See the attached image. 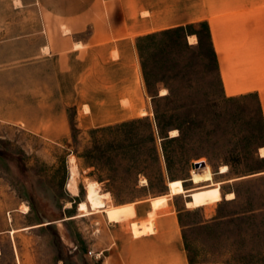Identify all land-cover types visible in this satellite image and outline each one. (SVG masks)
Here are the masks:
<instances>
[{"label":"rangeland","instance_id":"1","mask_svg":"<svg viewBox=\"0 0 264 264\" xmlns=\"http://www.w3.org/2000/svg\"><path fill=\"white\" fill-rule=\"evenodd\" d=\"M147 1L151 10L143 15L155 13L158 21L151 28H169L186 11L215 22L234 75L252 90L237 96L222 90L197 23L188 32L199 33L202 43L190 39L197 40L193 49L182 31L141 43L149 85L139 92L130 84L119 99L138 117L85 128L71 108L69 136L52 143L26 129L27 121H41L25 92L28 55L33 40H41L40 26L72 23L75 2L0 0V264H183L180 249L188 264H262L264 146L257 143L264 144L258 110L259 102L264 118V0ZM161 81L172 92L163 94ZM90 93L100 110L103 92ZM73 165L77 195L67 187ZM107 194L109 206H102ZM182 194L191 195L194 208ZM230 194L235 198L228 200ZM162 196L172 205L179 247L163 224L167 211L155 222L156 234L132 235L131 224L146 221L150 200ZM83 202L91 215L80 218ZM136 208L137 218L119 221Z\"/></svg>","mask_w":264,"mask_h":264},{"label":"crops","instance_id":"2","mask_svg":"<svg viewBox=\"0 0 264 264\" xmlns=\"http://www.w3.org/2000/svg\"><path fill=\"white\" fill-rule=\"evenodd\" d=\"M73 1L74 9L70 17L72 23L40 26L37 32L42 34L41 40L36 38L33 40L31 55H28L30 64L25 92L28 101L31 99L32 111L41 113V121L40 123L27 121L26 129L52 143H61L69 136L67 110L71 108H76L80 125L85 128L105 127L139 116L138 109L120 106L119 99L123 96V92H129L130 84L133 86L138 84L139 92H143L146 81L139 60L137 43L140 38L152 33L197 23H208L223 90L225 88L224 91L228 96L247 94L252 90L250 85L241 84L234 75L236 66L227 60V52L222 49L218 40L215 22L209 18L198 17L186 11L171 19L173 23L171 27L155 29L151 28L158 24V21H155L157 19L155 13L154 17L143 15L146 10H151L147 0ZM157 7L158 5L154 4V12ZM192 38L196 36H188V41L191 46H194L197 40L191 43ZM97 84L101 85L99 91L94 90ZM105 85L109 88L106 89ZM15 92H18L17 85ZM90 92H103L100 110L96 106L98 105L95 100L97 95L93 96ZM110 105L116 106L117 109L109 107ZM85 106L89 108L88 112H84ZM142 113L145 114V112ZM145 115L142 114V116ZM222 184L224 183H219V185ZM224 198L226 199V195ZM107 201L105 196L102 206H109ZM83 203L88 208V204ZM171 208L172 205L167 196L151 199L149 218L146 221L131 224L133 237L140 239L143 236L156 234L155 222L162 215L160 212L167 211L165 216L168 218L163 221V224L168 227L170 236L179 247L181 239L178 223L175 215L171 213ZM138 215V208L129 210L121 213L119 221L130 222ZM9 219L10 221L12 219L10 214ZM150 222H153L154 230L141 235L135 234L136 228ZM40 226L42 225L12 230L10 234L13 231L16 234ZM180 250L182 263L188 264L184 250Z\"/></svg>","mask_w":264,"mask_h":264},{"label":"trees","instance_id":"3","mask_svg":"<svg viewBox=\"0 0 264 264\" xmlns=\"http://www.w3.org/2000/svg\"><path fill=\"white\" fill-rule=\"evenodd\" d=\"M198 25L200 27H202L205 30L206 34H207V37H208V40H209V43H210V48H211V56H212L210 65L212 66L213 70L216 72L217 78H218V82H219V84H220V86L222 87V90H223V84H222L220 73H219L217 55H216L214 47H213L209 25L206 22L199 23ZM198 25H188V26H185V27H178V28H175V29H171V30L160 32V33H155V34H152V35H148V36L140 38L138 40L137 49H138L140 60H141V67H142L143 75H144V78H145V81H146L147 85H149V81L147 79L146 72H145L146 70H145V64L143 62V57H142L143 50H142L141 43L145 42L148 39L155 38V37L162 36V35H166L168 33L176 32V31H182V32L186 33L185 40H186V43H187V38H188V36H190L188 30H190L192 28H195ZM192 35H196L197 36V38L199 40V46H201V43H202L201 35L199 33H197V32H193ZM188 48L193 49L192 46H188ZM161 83H163L165 85V87L169 90V92H172L171 88L169 86H167V84L165 82L161 81ZM253 95L254 94H249V95H247V97L248 96H253ZM258 110H259V115H260V130L262 131V134H263L262 137L261 136L259 137V139L261 138L263 140L264 139V118H263V111H262V108H261V105L259 104V102H258ZM257 144L259 146H261V145L264 146V144H261V142H258ZM252 216H254V214H252ZM260 247L261 248H259L258 257H259V261L262 264H264V244H260ZM189 263L193 264V261L190 260ZM257 263L258 262H255L254 264H257Z\"/></svg>","mask_w":264,"mask_h":264},{"label":"bare ground","instance_id":"4","mask_svg":"<svg viewBox=\"0 0 264 264\" xmlns=\"http://www.w3.org/2000/svg\"><path fill=\"white\" fill-rule=\"evenodd\" d=\"M162 92H163V94H166L167 91H162ZM143 115H145V114H143ZM177 133H178L177 131H173L172 132V134H174V136H176ZM261 151L264 153V149H262ZM74 160H75V158H73V161ZM74 165H73V167L70 170V176H69V181H68L67 187L74 195H77L78 194V185H77V181H76L77 171H76V166H74ZM227 173H228V167L227 166H223L221 168V174H227ZM188 197H189V199L191 201V198H190L191 195L188 194ZM106 198H107L108 201H110L111 200L110 194H107ZM234 198H235L234 194H230L228 196V200H232ZM190 201H188L186 205L188 206V208H194V206H195L194 203H192ZM28 210L29 209H26L25 213H28ZM79 212L81 213L80 218H84V217H87V216L91 215V213L88 211V208H87L85 203H81L80 204ZM151 218H152V216H151ZM152 223L153 222H150V224H145V225H142V226L136 228L135 229V234L136 235H141V234H145L147 232H150V231L154 230V226H152ZM12 234H15V231H13Z\"/></svg>","mask_w":264,"mask_h":264},{"label":"water","instance_id":"5","mask_svg":"<svg viewBox=\"0 0 264 264\" xmlns=\"http://www.w3.org/2000/svg\"><path fill=\"white\" fill-rule=\"evenodd\" d=\"M205 165V163H196V164H193L192 165V167L193 168H200V167H202V166H204ZM188 197V196H187ZM189 198V197H188Z\"/></svg>","mask_w":264,"mask_h":264}]
</instances>
